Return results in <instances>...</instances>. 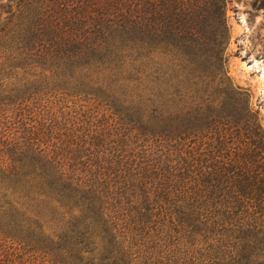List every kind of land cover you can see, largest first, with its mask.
Listing matches in <instances>:
<instances>
[{
	"label": "trees",
	"instance_id": "obj_1",
	"mask_svg": "<svg viewBox=\"0 0 264 264\" xmlns=\"http://www.w3.org/2000/svg\"><path fill=\"white\" fill-rule=\"evenodd\" d=\"M228 3L0 5V264H264Z\"/></svg>",
	"mask_w": 264,
	"mask_h": 264
},
{
	"label": "rangeland",
	"instance_id": "obj_2",
	"mask_svg": "<svg viewBox=\"0 0 264 264\" xmlns=\"http://www.w3.org/2000/svg\"><path fill=\"white\" fill-rule=\"evenodd\" d=\"M20 0H0V5ZM228 44L224 70L230 83L245 93L251 112L264 127V0H228ZM6 15L0 19L2 24Z\"/></svg>",
	"mask_w": 264,
	"mask_h": 264
}]
</instances>
